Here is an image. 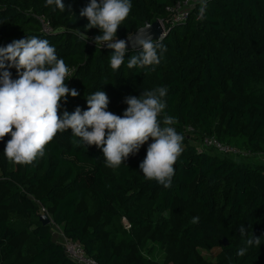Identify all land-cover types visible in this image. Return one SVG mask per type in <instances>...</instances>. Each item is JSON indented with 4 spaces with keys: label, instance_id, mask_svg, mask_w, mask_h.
I'll use <instances>...</instances> for the list:
<instances>
[{
    "label": "trees",
    "instance_id": "trees-1",
    "mask_svg": "<svg viewBox=\"0 0 264 264\" xmlns=\"http://www.w3.org/2000/svg\"><path fill=\"white\" fill-rule=\"evenodd\" d=\"M175 1L131 0L117 38L159 20L164 29L159 42L167 51L159 65L129 69L128 59L140 49L128 50L124 64L114 71L113 50L106 43L95 45L100 29H87V18L80 16L90 0H63L64 11L47 6L46 0H0V47L26 36L47 39L71 70L65 83L79 95L63 98L59 115L77 107L87 110L86 99L101 90L109 98L107 110L122 116L126 97L167 87L164 114L176 120L173 127L184 137L171 186L165 188L146 179L139 168L151 138L112 168L101 148L83 146L68 129L46 145L44 157L16 171L4 155L11 139L6 135L0 140V172L7 193L0 205L28 204L35 241L25 264H79L54 238L53 229L81 245L97 264H159L139 251L121 249L114 228L93 220L92 211L79 205L89 196L107 219L125 215L128 230L134 217L139 226L153 229L155 240L176 238L189 264L196 262L193 250L216 247L226 264H264V162H245L203 143L214 136L246 155L264 154V0H208L204 18L198 19L199 0L184 21L172 22L167 7ZM38 17L49 21L50 32L41 30ZM8 70L18 78L14 67ZM42 188L35 203L30 195ZM40 206L46 208L48 224L39 221ZM179 206L185 213L180 227L172 229L163 212ZM194 217L198 222H192ZM17 235L18 229L0 212V264H15ZM253 235L260 237V245L237 256Z\"/></svg>",
    "mask_w": 264,
    "mask_h": 264
},
{
    "label": "clouds",
    "instance_id": "clouds-1",
    "mask_svg": "<svg viewBox=\"0 0 264 264\" xmlns=\"http://www.w3.org/2000/svg\"><path fill=\"white\" fill-rule=\"evenodd\" d=\"M200 4L198 19H203L208 0H200ZM46 5L65 10L63 0H46ZM131 9V0H90L80 12L89 22L87 29H100L101 34L94 38L95 45L106 43L113 50L110 64L114 71L124 64L128 52L127 42L118 39L116 33ZM150 27L140 29L134 39L129 35L133 47L140 46L137 54L128 59L129 69L159 65L167 51L162 42L146 31ZM77 35L86 36L85 33ZM13 67L17 79L8 70ZM0 70V140L11 136L4 149L9 161L32 165L44 157L46 145L57 133L71 129L83 146L101 148L107 166L116 168L151 138L139 168L146 179L155 180L165 188L171 186L174 165L183 152L184 137L173 127L176 120L164 114L167 87L143 91L139 97H126L128 107L122 116L107 110L109 98L101 90L86 99L87 110L77 107L72 113L65 110L61 116L58 114L61 100L79 93L67 87L65 80L71 70L63 59H58L55 47L47 39L26 36L0 47ZM198 220L199 217H194L192 222ZM245 232L242 226L241 235ZM244 243L246 246L237 251V256H244L248 247L259 246L261 240L253 235Z\"/></svg>",
    "mask_w": 264,
    "mask_h": 264
},
{
    "label": "rangeland",
    "instance_id": "rangeland-1",
    "mask_svg": "<svg viewBox=\"0 0 264 264\" xmlns=\"http://www.w3.org/2000/svg\"><path fill=\"white\" fill-rule=\"evenodd\" d=\"M245 162H264V154L261 152L251 153L247 155H240L237 157ZM8 166L13 170H21L22 165H17L9 161ZM109 170V168H107ZM4 177L0 172V198L4 197L7 191L4 186ZM45 191V189H38L34 194L30 195L35 203L38 202V197ZM11 190L8 189V193ZM80 206H86L92 211V219L103 220L106 226L114 228L113 238H119V247L128 248L131 253L139 251L146 257L153 259L159 264H189L185 255L181 250V243L176 238H166L163 241H157L154 238V231L151 227H141L136 222L134 217H131L130 221H133L132 228H124L123 219H127L125 215L118 216L112 220L102 216L99 212L97 204L94 199L89 196L84 203H80ZM136 206V205H135ZM0 212L4 214L9 223L18 229V235L13 239V243L16 246V253L14 255L15 264H25V261L31 256L33 252V244L35 237L32 233V215L28 211V204L26 202L10 203L9 205H0ZM185 209L182 206L177 207L174 210H166L163 215L166 217L168 226L172 229H178L180 227L179 219L184 215ZM42 214V213H41ZM111 232V231H110ZM57 240V239H56ZM57 241L60 242V239ZM264 250V245H263ZM196 262L193 264H226L223 252L220 248L216 247L210 250L195 249L193 250Z\"/></svg>",
    "mask_w": 264,
    "mask_h": 264
},
{
    "label": "built area",
    "instance_id": "built-area-1",
    "mask_svg": "<svg viewBox=\"0 0 264 264\" xmlns=\"http://www.w3.org/2000/svg\"><path fill=\"white\" fill-rule=\"evenodd\" d=\"M195 5L193 0H176L172 4L167 7L168 17L172 22H182L184 21L189 12L192 10L193 6ZM199 16V15H198ZM41 23V30L43 32H50L51 27L48 20L43 17H38ZM204 145L214 148L216 151L222 153L232 152L233 154L237 155H246L244 151H239L238 149L228 146L225 143L220 142L214 136L207 137L204 140ZM40 212L42 214H46V208L40 206ZM123 224L125 228H129L131 225L128 220L123 219ZM52 235L55 239H60V242L64 245V250L68 256L72 259L76 260L79 264H97L93 259L89 258L83 251L82 246L79 245L77 242H73L64 238L57 229H53Z\"/></svg>",
    "mask_w": 264,
    "mask_h": 264
},
{
    "label": "water",
    "instance_id": "water-1",
    "mask_svg": "<svg viewBox=\"0 0 264 264\" xmlns=\"http://www.w3.org/2000/svg\"><path fill=\"white\" fill-rule=\"evenodd\" d=\"M146 25H151V27L149 29H147L146 31L148 33H150V35L152 36L153 39H158L160 40L161 38L164 37V29L163 27L161 26V23L159 20H155L153 21L152 23H146L145 25L139 27L137 30H135L133 33L129 34L132 36V39L135 38L136 34L138 33V31L142 28H144ZM129 35L123 37V38H120V39H123L127 42V47H128V50H139L140 49V46L139 45H136L135 48L133 47V43H132V39H130ZM155 42V41H154ZM39 221L45 225V224H48L49 222V217L46 215V214H40L39 215ZM225 240H224V244H225Z\"/></svg>",
    "mask_w": 264,
    "mask_h": 264
},
{
    "label": "crops",
    "instance_id": "crops-1",
    "mask_svg": "<svg viewBox=\"0 0 264 264\" xmlns=\"http://www.w3.org/2000/svg\"><path fill=\"white\" fill-rule=\"evenodd\" d=\"M194 1V3H196V2H198L199 0H193Z\"/></svg>",
    "mask_w": 264,
    "mask_h": 264
}]
</instances>
